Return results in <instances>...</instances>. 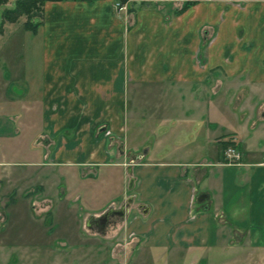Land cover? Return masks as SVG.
Masks as SVG:
<instances>
[{
  "label": "crops",
  "instance_id": "0c3cea01",
  "mask_svg": "<svg viewBox=\"0 0 264 264\" xmlns=\"http://www.w3.org/2000/svg\"><path fill=\"white\" fill-rule=\"evenodd\" d=\"M130 3L47 1L36 32L22 22L15 65L4 25L3 209L12 194L34 209L40 156L88 180L106 170L101 183L115 170L119 197L129 195V243L166 250L176 264H264V0ZM137 129L142 145L131 142ZM232 142L237 164L223 154ZM94 197L85 191L84 202Z\"/></svg>",
  "mask_w": 264,
  "mask_h": 264
},
{
  "label": "rangeland",
  "instance_id": "374dc122",
  "mask_svg": "<svg viewBox=\"0 0 264 264\" xmlns=\"http://www.w3.org/2000/svg\"><path fill=\"white\" fill-rule=\"evenodd\" d=\"M12 5L7 4L8 7ZM22 20L24 18L12 25L8 23L6 29L8 65H15L18 61L14 49ZM23 59L28 62L31 55L25 53ZM14 87L9 88L11 98L16 97ZM139 103L143 116L145 106L142 96ZM144 123V117H141L139 128L142 129ZM139 131L135 130L131 136L132 145H142L145 137ZM143 150L141 148V152ZM15 155L9 153L7 159L11 160ZM30 157L29 153L24 152L18 154L17 159L26 162ZM39 159L41 165L34 176V183L38 184L35 190L40 198L34 203L35 210L26 205L27 198L20 194H12L11 199L16 198L5 209L8 198L0 200V264H176L175 257L167 254L166 250L154 248L143 241L137 245L129 243L130 236L125 232L124 219L109 224L104 234L88 225L91 216L97 217L109 208L117 209L127 203V193L119 197L121 182L117 171L112 169L114 175L110 174L109 181L101 183L102 178H106L103 176L106 170L98 171L96 178L88 180L75 175L83 176L81 170L64 166L47 167L42 156ZM27 165L25 171L36 169ZM10 190L4 189V193L7 192L4 195H10ZM85 191L95 193L88 203L84 202ZM84 203L94 210L86 209Z\"/></svg>",
  "mask_w": 264,
  "mask_h": 264
},
{
  "label": "trees",
  "instance_id": "16d2710c",
  "mask_svg": "<svg viewBox=\"0 0 264 264\" xmlns=\"http://www.w3.org/2000/svg\"><path fill=\"white\" fill-rule=\"evenodd\" d=\"M47 1H63V0H0V32L3 31L6 23H16L24 18V28L32 32H36L42 23L43 8ZM91 2L94 0H78ZM131 0H117L119 5L128 4ZM12 3L11 7L7 4ZM193 2L186 3L182 10ZM131 9V8H129ZM235 145L234 142L231 143Z\"/></svg>",
  "mask_w": 264,
  "mask_h": 264
},
{
  "label": "flooded vegetation",
  "instance_id": "af4514ba",
  "mask_svg": "<svg viewBox=\"0 0 264 264\" xmlns=\"http://www.w3.org/2000/svg\"><path fill=\"white\" fill-rule=\"evenodd\" d=\"M125 216V205H122L120 208L113 209L109 208L106 211H104L102 214H100L97 217H100L98 219L92 218L90 223L91 226H94L98 230H106V227L109 224H114L117 222L118 219H123Z\"/></svg>",
  "mask_w": 264,
  "mask_h": 264
},
{
  "label": "built area",
  "instance_id": "2783aa9c",
  "mask_svg": "<svg viewBox=\"0 0 264 264\" xmlns=\"http://www.w3.org/2000/svg\"><path fill=\"white\" fill-rule=\"evenodd\" d=\"M225 162L228 164H237L241 161L242 153L236 145H228L223 151Z\"/></svg>",
  "mask_w": 264,
  "mask_h": 264
},
{
  "label": "water",
  "instance_id": "95a60500",
  "mask_svg": "<svg viewBox=\"0 0 264 264\" xmlns=\"http://www.w3.org/2000/svg\"><path fill=\"white\" fill-rule=\"evenodd\" d=\"M204 198H205V197H203V196H200V197H199V201H203V200H204ZM92 218H94V219H98V218H100V217H94V216H91V217H90V219H89V221H88V225H89V226H91V223H90V221H91V219H92ZM99 232H101V233H102L103 231L99 230Z\"/></svg>",
  "mask_w": 264,
  "mask_h": 264
}]
</instances>
